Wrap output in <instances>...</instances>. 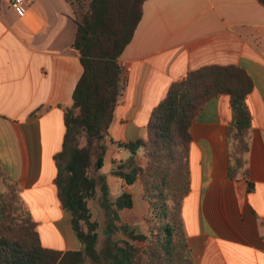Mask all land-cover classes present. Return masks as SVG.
<instances>
[{"label": "crops", "instance_id": "1", "mask_svg": "<svg viewBox=\"0 0 264 264\" xmlns=\"http://www.w3.org/2000/svg\"><path fill=\"white\" fill-rule=\"evenodd\" d=\"M75 34L67 0H29L23 18L0 0V167L18 186L42 246L60 252L81 250L54 182L64 111L82 74ZM119 65L123 89L96 175L105 177L111 201L131 195L133 207L122 211L132 218L120 220L142 233L149 205L141 185L111 170L143 168L146 158L140 149L135 164L128 163L123 145L147 139L153 109L189 72L237 66L251 78L248 151L235 177H229V96L207 101L191 125L190 190L180 219L195 264H264V6L257 0H146Z\"/></svg>", "mask_w": 264, "mask_h": 264}, {"label": "trees", "instance_id": "2", "mask_svg": "<svg viewBox=\"0 0 264 264\" xmlns=\"http://www.w3.org/2000/svg\"><path fill=\"white\" fill-rule=\"evenodd\" d=\"M71 5L76 24L73 48L82 74L72 105L64 111L65 134L55 155V185L62 206L72 214V229L81 250L60 252L42 246L36 225L21 207L18 186L0 167V264H195L180 219V205L190 190L191 125L207 101L229 96L233 140L228 156L229 177H235L248 151L251 115L245 98L253 82L237 66H208L189 72L173 83L151 113L146 140L123 145L131 154L142 149L146 165L125 171L118 164L111 173L132 185L139 182L143 199L155 221L146 233L122 223L119 211L131 209L130 194L111 201L102 167V142L113 120L123 89L119 58L139 24L146 0H77ZM86 1V7L83 6ZM264 6V0H257ZM251 186H249V189ZM99 197V199H98ZM106 216V237L97 250L101 223L93 217L90 201L97 200Z\"/></svg>", "mask_w": 264, "mask_h": 264}, {"label": "rangeland", "instance_id": "3", "mask_svg": "<svg viewBox=\"0 0 264 264\" xmlns=\"http://www.w3.org/2000/svg\"><path fill=\"white\" fill-rule=\"evenodd\" d=\"M74 7V9H78V6L80 5V3L77 0H68ZM83 6L86 7V1H83ZM4 187L2 185H0V191H3ZM89 207L92 211L93 217L95 219H97L100 223H101V228L98 231V241H97V250L99 251L102 248L103 242L105 240L106 237V216H105V211L103 209V207L100 206V204L98 203V200H94V201H90L89 203ZM119 216H121L122 218L125 216V220L126 219H130L132 218V215L129 213H126L125 215V211H122ZM155 221L154 218V214L153 212L150 210L147 214L144 215V221H142L144 223V225L148 226L150 224H153ZM138 221H133V224H136ZM141 222V223H142Z\"/></svg>", "mask_w": 264, "mask_h": 264}, {"label": "built area", "instance_id": "4", "mask_svg": "<svg viewBox=\"0 0 264 264\" xmlns=\"http://www.w3.org/2000/svg\"><path fill=\"white\" fill-rule=\"evenodd\" d=\"M29 0H8L10 8L14 11L18 18L26 16Z\"/></svg>", "mask_w": 264, "mask_h": 264}]
</instances>
